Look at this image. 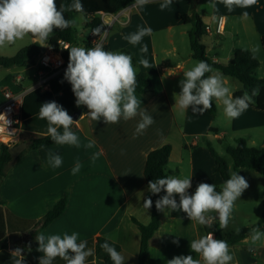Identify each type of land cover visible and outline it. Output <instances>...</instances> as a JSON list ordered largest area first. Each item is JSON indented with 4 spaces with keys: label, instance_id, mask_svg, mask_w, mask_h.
Segmentation results:
<instances>
[{
    "label": "crops",
    "instance_id": "1",
    "mask_svg": "<svg viewBox=\"0 0 264 264\" xmlns=\"http://www.w3.org/2000/svg\"><path fill=\"white\" fill-rule=\"evenodd\" d=\"M61 1L56 0L58 6ZM202 1L172 0V4L163 11L160 9L163 0H150L142 7H136L134 4L118 12V22L103 35L106 51H129L136 61L133 65L137 74L146 72L150 75L151 91L145 94L135 92L141 100L140 109H146L154 119V123L142 134H136L139 116L127 121L121 119L116 124H105L103 120L95 121L84 115L78 119V123L74 124L75 129L72 130L79 137L81 147L54 144L30 150L34 140L48 136L47 121L38 117L41 104L55 101L70 115L80 108H83V114H86L88 109L76 106L71 85L64 79L67 67L44 76L46 81L43 89L37 88L42 77L38 64L6 69L16 72L10 85L2 92L0 105L4 102L6 90L14 93L26 92L17 117L20 141L14 145L26 144V148L17 158L12 157L0 184V199L3 201L0 207V225L6 229L7 239L6 247L0 245V264H14L16 259L11 256L13 250L8 245V237L11 234L20 236L15 246L23 250L21 254L25 264H39L38 258L42 253L37 251L38 242L35 237L38 233L45 236H63L73 232L79 234L78 242L86 241L87 249L93 252V255L87 258L86 264L104 263L108 254L104 250L96 251L97 240L101 238L120 247L125 264H138L141 234L133 220L143 225H148L151 221L149 210L143 207L147 195L144 178L146 159L151 151L164 145L172 147L168 163L172 176H192L190 193H194L196 185L200 182L223 184L215 159L208 148L202 145L209 142L210 133L215 139L221 137L220 129L214 126L215 117L208 111L194 114L190 108L181 113L174 98V93L179 94L181 90L178 84L180 76H172L170 70L174 68L173 64H176V70L182 73L184 68L194 61L192 52L186 53L182 60H179V49L175 47L174 39L184 40L186 36L189 37L192 29L187 30L186 26L192 23H185L183 16L190 17L189 14L195 9L199 14L197 6L201 7ZM214 2L216 7L212 8L210 5L208 12L201 8L199 10L208 14L205 16L207 21L200 14L199 16L206 25V34L216 40L211 43L210 48L202 43L212 63L227 65L239 50L235 45L224 50L223 39H226V32L230 30L232 39L236 35L235 28L227 30L229 20L234 19L243 29H248V22L251 21L261 40L264 35V0H257L255 5L248 8L233 6L231 11L220 0ZM82 4L86 15L95 14L96 9L107 7L106 1L99 0H94V6L89 9L85 7V0ZM245 12L248 13L247 17L244 16ZM219 22L222 27L220 34L217 33ZM140 27L152 28L153 34L145 36L139 44L129 43L124 37L135 33ZM84 31H88L89 35L87 39L81 36L83 45H77L74 40L71 47H85L91 32L86 28ZM28 37L29 40L20 47L16 42L14 53L6 56L12 57L32 44L33 39ZM144 45L148 48L146 53L141 51ZM47 48L43 47V50ZM160 55L163 56V61H160ZM170 56L177 59L175 63L168 61ZM141 59L148 60L149 68L139 63ZM214 73L217 71L211 75ZM18 78L21 79L19 83L16 81ZM223 82L229 83L226 78ZM241 89L242 87L238 90ZM231 93L233 95V92ZM253 111L258 116V121L264 125L263 113L257 109ZM258 121L254 126L258 125ZM198 136L203 138L202 143L195 139ZM89 140L95 141V146L91 149L83 146ZM4 146L7 145L0 144V157ZM49 152L62 157L63 163L60 167L53 169L48 165ZM96 152L101 155L93 163L91 157ZM77 160L82 168L79 173L73 175L71 170ZM63 199L66 200L64 213L44 229L35 230L33 222L41 220ZM176 199L178 201L179 197ZM161 219V227L150 243L145 264H166L167 260L178 255H193L194 259H200L198 254L191 252L190 242L207 235L203 225L190 221L187 215L179 210L166 215L162 213ZM259 228L264 231V223ZM173 240H178V245L174 244ZM229 251L233 256L231 264H264V240L252 244L247 237L241 243L230 246ZM53 264L65 262L57 258Z\"/></svg>",
    "mask_w": 264,
    "mask_h": 264
},
{
    "label": "clouds",
    "instance_id": "2",
    "mask_svg": "<svg viewBox=\"0 0 264 264\" xmlns=\"http://www.w3.org/2000/svg\"><path fill=\"white\" fill-rule=\"evenodd\" d=\"M150 0H135L136 7H142ZM229 11L233 6L248 8L257 3V0H220ZM172 4V0H163L160 9L163 11ZM211 7L215 8L214 0ZM83 12L81 0H73L70 5H57L56 0H0V48L15 44L25 37H32L33 44L48 47V41L54 30H64L75 25V20L66 19L67 11ZM247 17L248 13L245 12ZM94 35H99L100 29L92 30ZM153 34L150 27H140L135 33L124 38L131 44H139L145 36ZM69 51V62L64 73V79L71 85L77 107L84 106L88 109L86 114L95 121L103 120L105 124H116L121 119L125 121L137 116L140 121L136 127V134H142L154 123V119L141 110V100L135 94L137 88V71L133 65L132 56L124 52L106 51L103 43H97L94 47L86 48L74 46ZM252 58L260 51V45L256 44L248 49ZM141 51H148L147 45L142 46ZM145 68H149L147 59L139 60ZM214 70L205 61H198L189 70L183 73V79L179 81L180 92L174 93L175 105L183 114L189 108L194 114H203L212 107L213 100L223 104V114L228 120L239 118L251 104L255 103V97L259 96V87L253 88L251 93L244 91L241 96L234 97L229 87L225 86L218 73L207 75ZM38 117L47 121V135L56 145H71L81 147L79 137L72 131V126L78 121L60 104L55 101L41 104ZM62 129V131H61ZM91 149L95 146L94 140H89L83 145ZM43 147V146H42ZM101 155L93 153V163ZM48 165L55 169L62 165V157L53 152L48 153ZM82 165L77 160L72 168L75 175L81 171ZM249 187L248 181L237 171H233L224 182L220 191L216 190L213 183L200 182L196 185L194 193L192 188V176H164L150 180L147 190L152 195L160 196L155 201L157 211L166 213L177 210L185 213L190 221L199 225L211 226L218 219L221 230L228 226L235 202ZM179 197L177 201L176 197ZM153 206V200L144 199L143 207L147 210ZM215 214V215H213ZM240 228L235 232L239 234ZM79 234H52L45 236L38 233L35 240L38 242L37 251L42 253L38 258L39 264H53L59 258L65 264H86L89 256L93 255L91 249H87L86 241L78 242ZM248 239L252 244L264 240V231L258 226L252 227ZM174 244L179 243L173 240ZM101 248L109 255L113 264H125L124 257L107 241ZM192 253L198 254L200 259H194L193 255H178L166 261V264H231L233 256L230 254L228 243L217 239L209 232L207 235L190 242ZM22 249L17 247L11 251V256L16 257L14 264H25Z\"/></svg>",
    "mask_w": 264,
    "mask_h": 264
},
{
    "label": "trees",
    "instance_id": "3",
    "mask_svg": "<svg viewBox=\"0 0 264 264\" xmlns=\"http://www.w3.org/2000/svg\"><path fill=\"white\" fill-rule=\"evenodd\" d=\"M106 1V8H98L96 9V13L98 11H105L108 13L116 14L126 8L135 4V0H99ZM73 0H62L61 4L70 5ZM83 2V0H81ZM95 14H84V12H76L67 11L64 13L66 19L73 20L76 16L84 15L86 17V22L84 23V27L89 29L92 37H99L106 32V26ZM183 20L185 23H192L194 28L189 32L190 46L192 50V57L197 61H205L214 71L221 72L224 76L230 77L238 80L242 84V89L237 90L233 93L234 97L241 96L244 91H248L251 93L253 88L259 87L260 94L255 97V103L250 106L255 109L261 111L264 115V78L258 79L255 77V71L260 66V62L257 57L255 59L252 58V54L249 50L240 49L234 53L233 59L227 65H220L216 63H212L211 60L207 57L206 47L203 45L202 40L206 34V25L200 18L196 9L193 11V18L183 16ZM100 29L99 35H94L93 29ZM74 26L66 28L64 30H54L52 36L48 41V46L59 50L61 48L60 43L66 42L72 44L74 42ZM32 38V37H31ZM33 39V38H32ZM261 45L264 52V35L261 37ZM86 48L91 47L90 39H88L85 43ZM43 47L39 44H30L29 46L21 49L16 55L12 57H0V69H9L13 67L24 68L37 64L38 57L43 53ZM133 58V64H136L134 56L127 50H122ZM63 57L69 61L68 52L63 53ZM207 75H211V73H207ZM137 79V88L136 93L145 94L152 89V81L150 75L146 72H139L136 76ZM212 116H215L218 112L217 105L214 100L212 102V107L207 110ZM74 125L72 126V130H74ZM62 131V129H61ZM54 145V142L50 139L49 136H45L33 141L30 150H38L43 147ZM43 146V147H42ZM209 151L212 157L215 159L217 165V171L223 178L225 182L230 177V169L229 164L221 158L216 151L213 150L209 146ZM227 154L232 158L233 161V171H240L241 169L252 170L261 175H264V147L256 148L248 145L247 141L244 139H238L235 145H227L226 147ZM172 153V147L170 145H164L160 148H157L151 151L146 159L145 169H144V178L146 182V187L150 180H153L158 177H164L168 175H173L168 170V163L170 160V156ZM12 160V156L9 153V148L7 146L3 147V153L0 157V184L5 177V169L9 162ZM222 186H216V190L220 191ZM164 195L161 192L158 195H152L147 190L146 198L150 197L153 200V206L149 209L151 214V221L148 225H143L133 220L134 224L138 227L141 234V244L138 255V264H145L146 259L148 257V251L150 247V243L158 230L161 227L162 212L157 211L155 208V201L159 199L160 196ZM3 205V201L0 199V207ZM66 209V200L63 199L58 202L41 220L37 222H33L34 229L40 231L52 223L55 219L60 217ZM215 215V214H214ZM216 221L209 226H203L205 232L208 234L209 232L214 234V237L217 239L225 240L228 243V246H233L241 243L244 239H246L249 235V231L252 227H260L264 223V211L261 218L254 224L252 227H243L239 234L235 231L232 232H224L220 228L217 227ZM15 231V230H14ZM12 231V232H14ZM107 241L111 246H113L119 253L120 247L106 239H98L96 244V251L100 252L103 249L101 245ZM35 242V240H34ZM7 239H6V229L2 228L0 225V245L6 247ZM103 264H113L109 255L105 258Z\"/></svg>",
    "mask_w": 264,
    "mask_h": 264
},
{
    "label": "rangeland",
    "instance_id": "4",
    "mask_svg": "<svg viewBox=\"0 0 264 264\" xmlns=\"http://www.w3.org/2000/svg\"><path fill=\"white\" fill-rule=\"evenodd\" d=\"M197 5V4H196ZM211 0H203L202 6L198 7V12L200 16L205 19V16H208L207 13L199 11L200 8L204 9L206 12H208L210 9ZM94 6V0H85V7L91 8ZM193 11L189 14L190 17L193 18ZM75 25H74V40L77 43V45H83V39L81 36L83 35L85 39L88 38L89 32L84 31V22H86V17L84 16H76L75 17ZM207 21V20H206ZM249 21V20H248ZM248 24L250 25L248 29L241 28L240 24L238 22H234V19H230L228 22V29L235 28L236 35H234L233 39L231 37V34H229L230 30L226 32V39H223L224 43V50L226 51L229 49L232 45H235L237 49H250L252 46L259 44L260 45V51L256 54V57L258 61L260 62V66L255 71V77L258 79L264 78V52L261 45V40L258 34H256L255 29L252 26V22L249 21ZM232 27V28H231ZM193 24L187 25L186 29L190 30L193 29ZM178 36V35H177ZM29 40V37H25L23 40H18L17 44L18 46L24 45ZM216 40L215 37H209L208 35H205L203 37L202 42L208 47H211V43ZM233 40V41H232ZM233 42V43H232ZM175 47L179 49V60H182L184 55L186 53H191V46H190V40L189 37L186 36L184 40L180 38L174 39ZM14 44L10 47L6 46L3 48H0V57H10L6 55H11L14 53ZM173 47V46H172ZM160 52V50H158ZM11 53V54H10ZM163 56L160 55V61H163ZM176 58L170 56V59L168 60L170 63H175ZM198 62L194 59L190 66H186L184 68V71L182 73L178 72L175 68L176 64H173L170 70L172 71V76H180V79H183V73L187 70H189L191 67L194 66V64ZM16 70H10L7 71L6 69H2L0 71V102L2 100V92L6 87L10 85L12 80L14 79V74ZM215 72V71H214ZM217 73L221 76L223 79H228L229 83L225 84V86L229 87L231 92L237 91L239 88L242 87V84L233 78L224 76L221 72L217 71ZM215 104L217 105L218 112L214 116V126L218 127L220 129L221 137L220 139H215L213 137V134L210 133V139L209 142L202 143V139L200 136L196 137L195 139L199 140L203 146L208 148L209 146L213 148L214 151L218 153V155L223 158L228 164L230 172H233V161L232 158L227 154L226 147L227 145H235L236 141L238 139H244L247 141L248 145L251 147L256 148H262L264 144V125L258 121V116L254 114L255 108L250 106L239 118L228 120L224 117L223 114V104L220 101L214 100ZM254 108V109H253ZM260 114V113H258ZM261 115V114H260ZM263 118V117H262ZM258 125L254 126L255 123ZM238 175H242L245 177V179L248 181L249 187L242 193L241 197L237 199L235 202V206L231 215V218L229 220L228 226L223 229L224 232H232L235 231L236 228H243V227H252L254 224L257 223V221L261 218L263 211H264V175H261L255 171L252 170H246L241 169L237 172ZM224 184V182H223ZM222 184V185H223ZM222 185H216L215 186H222ZM214 215V214H213ZM217 227L219 228V220H215Z\"/></svg>",
    "mask_w": 264,
    "mask_h": 264
},
{
    "label": "built area",
    "instance_id": "5",
    "mask_svg": "<svg viewBox=\"0 0 264 264\" xmlns=\"http://www.w3.org/2000/svg\"><path fill=\"white\" fill-rule=\"evenodd\" d=\"M96 15L100 17L106 26V31L110 30L112 26L118 22L117 13L113 14L105 11H98ZM207 30L208 32H211V30ZM221 32L222 27L219 22L217 33L220 34ZM103 35L99 37L91 36V47H94L97 43H103L104 46ZM60 46L61 48L58 51L48 46V48L38 57L37 64L41 68L42 77L39 79L37 88L43 89L45 87L46 79H44V76H49L50 74L62 71L67 67L69 61L63 57V53L68 52L69 58V51L67 49L71 48V44L61 42ZM16 81L19 83L21 79L18 78ZM25 95V91L22 93H14L11 90H6L4 92V102L0 105V144L12 147L19 143L20 130L18 128L17 117Z\"/></svg>",
    "mask_w": 264,
    "mask_h": 264
},
{
    "label": "water",
    "instance_id": "6",
    "mask_svg": "<svg viewBox=\"0 0 264 264\" xmlns=\"http://www.w3.org/2000/svg\"><path fill=\"white\" fill-rule=\"evenodd\" d=\"M83 108L78 109L77 111H75L71 116L73 118V120L78 121V119L80 118V116L83 114ZM26 148V144H19L17 146H14L12 148L9 149V153L12 157L17 158L22 152L23 150ZM20 240V236L18 234H11L8 237V245L9 248L11 250H15L17 247L15 246L17 241Z\"/></svg>",
    "mask_w": 264,
    "mask_h": 264
}]
</instances>
